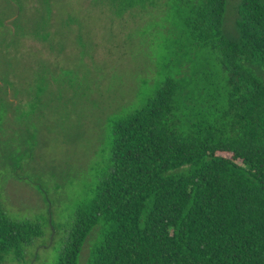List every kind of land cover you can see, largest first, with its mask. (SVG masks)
Masks as SVG:
<instances>
[{
	"label": "trees",
	"instance_id": "obj_1",
	"mask_svg": "<svg viewBox=\"0 0 264 264\" xmlns=\"http://www.w3.org/2000/svg\"><path fill=\"white\" fill-rule=\"evenodd\" d=\"M105 1L121 15L162 0ZM228 2L191 0L184 27L202 58L113 121L109 162L55 264H79L95 230L89 264H264V0L240 1L235 32ZM44 199L46 215L19 219L0 198V264L50 243Z\"/></svg>",
	"mask_w": 264,
	"mask_h": 264
},
{
	"label": "rangeland",
	"instance_id": "obj_2",
	"mask_svg": "<svg viewBox=\"0 0 264 264\" xmlns=\"http://www.w3.org/2000/svg\"><path fill=\"white\" fill-rule=\"evenodd\" d=\"M240 1L228 2L232 32ZM190 3L120 15L105 0H0V198L13 217L37 218L48 211L45 193L56 229L30 262L6 264L56 263L62 230L109 162L113 121L202 58L184 27ZM97 236L79 264H89Z\"/></svg>",
	"mask_w": 264,
	"mask_h": 264
},
{
	"label": "water",
	"instance_id": "obj_3",
	"mask_svg": "<svg viewBox=\"0 0 264 264\" xmlns=\"http://www.w3.org/2000/svg\"><path fill=\"white\" fill-rule=\"evenodd\" d=\"M47 198H48V201H49V214H50L49 222H50V225H51V228H52V234H51V238H50V243L47 246H51L53 244V241H54V237H55V234H56V229H55V227L53 225L52 202H51V200H50V198L48 196H47ZM38 249H40V248H38Z\"/></svg>",
	"mask_w": 264,
	"mask_h": 264
}]
</instances>
